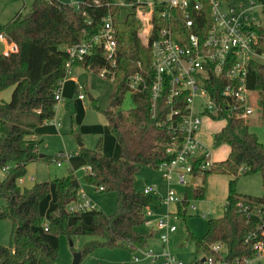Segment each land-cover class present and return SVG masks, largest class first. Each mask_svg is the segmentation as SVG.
I'll use <instances>...</instances> for the list:
<instances>
[{
  "label": "trees",
  "instance_id": "obj_1",
  "mask_svg": "<svg viewBox=\"0 0 264 264\" xmlns=\"http://www.w3.org/2000/svg\"><path fill=\"white\" fill-rule=\"evenodd\" d=\"M257 1L264 3V0ZM107 17L115 29L117 54L114 66H108L96 46L75 65L93 72L109 68L112 77L110 80L107 75L106 80L112 87L107 107L99 109L93 98L90 106L103 115L107 129L119 147V155L113 158L102 153L100 139L93 148L80 146L78 155L85 164L83 182L94 192H113L115 207L112 213L96 208L90 216V227L84 228L79 213L66 210L78 190L71 173L55 176L51 181L34 182L29 188L20 187L17 180L25 175L29 162L45 158L51 161L55 157L39 156L40 140L33 137V130L54 116V91L66 76L67 56L63 47L96 34ZM137 27L132 8L116 6L113 0H82L77 4L32 0L28 12L22 15L17 12L7 22H0V36L5 42L16 45L14 52L0 50V92L11 89L9 100H0V172H3L0 219H8L11 223L9 243L0 245V264H57L58 247L49 246L37 231L43 223L38 202L48 194L50 185L53 206L46 215L44 230L54 236H64L69 242L72 237H94L80 247L81 258L97 248L123 249L130 253L145 247L153 237V229L142 233L138 227L146 223L144 209L155 207L158 198L134 187L135 174L140 166L157 169L159 164L171 159L172 155L165 150L171 134L157 125L167 111L165 103L160 99L152 105L147 92L129 95L131 106L120 109L126 92V78L135 70V62L143 68L149 64V50L141 44ZM252 30L263 39L260 43L264 46V23ZM246 84L256 93L257 106L264 114L263 65L255 61L249 63ZM222 117L224 124L213 134L212 143L214 146L225 143L229 147L227 157L203 169L200 168L203 155L194 157L193 171L200 169L202 180L200 184L184 186L182 201L175 205L177 217L185 223L188 203L203 197L205 175L227 174L231 177L222 215L207 218L200 237L187 230L195 250L202 254L191 264H201L207 256L212 257L213 264H231L235 259L252 256L251 245L243 239L255 222L244 217L240 205L264 202V145L245 121L233 115ZM76 138L79 140L78 135ZM254 173L260 176L261 196L237 193V176ZM213 244L223 246L222 257L219 252L211 251Z\"/></svg>",
  "mask_w": 264,
  "mask_h": 264
},
{
  "label": "built area",
  "instance_id": "obj_2",
  "mask_svg": "<svg viewBox=\"0 0 264 264\" xmlns=\"http://www.w3.org/2000/svg\"><path fill=\"white\" fill-rule=\"evenodd\" d=\"M116 6L131 7L138 21L137 36L148 48L150 59L146 68L135 62V70L126 78L128 95L147 92L154 105L163 100L167 111L157 125L171 134L166 152L172 157L158 165L165 190L158 201L162 205L179 204L184 186L200 184L202 171H193L192 160L203 155L200 168H208L212 162L208 152L200 145L196 134L201 119H224L233 115L245 121L253 112L256 98L247 87V71L251 61L264 66V46L252 30L261 25L257 13L264 17V3L257 0H113ZM1 52H14L16 45L7 43L0 36ZM93 46L99 48L113 67L117 54L115 29L110 17L102 20L96 34L73 45L63 47L67 61L65 74L68 75L76 62L83 60ZM100 77L111 80L109 68L97 71ZM66 77V76H65ZM64 77V78H65ZM63 78V79H64ZM62 80L54 91L53 98L60 101ZM77 99H84L83 86L76 85ZM214 92V95L211 94ZM58 128L59 123L46 121ZM45 122V123H46ZM67 154L60 152L54 157L56 166ZM57 158V161L55 159ZM87 169V168H86ZM240 170V169H239ZM21 178L17 180L19 183ZM141 191L150 194L153 185H143ZM196 211L193 201L187 208ZM66 210L79 213L96 210L95 204L81 190L76 198L67 204ZM240 211L246 219H253L254 227L246 233L243 242L251 245L252 256L235 259L231 264H264V202L244 203ZM150 208L143 215L146 224L152 216ZM177 217L176 213H168ZM167 215L155 219L153 229L158 233L160 249L143 247L130 252V259L138 260V254L158 264H182L164 247L175 226L167 221ZM211 251L224 249L219 244L210 246ZM205 264H213L211 256L204 257Z\"/></svg>",
  "mask_w": 264,
  "mask_h": 264
},
{
  "label": "rangeland",
  "instance_id": "obj_3",
  "mask_svg": "<svg viewBox=\"0 0 264 264\" xmlns=\"http://www.w3.org/2000/svg\"><path fill=\"white\" fill-rule=\"evenodd\" d=\"M31 1L32 0H0V22H7L9 19L14 17L17 11L20 15L28 12L30 10ZM60 1L63 3L77 4L82 0ZM256 13L257 20L260 23H264V17H261L258 12ZM1 49L2 45H0V50ZM70 75L74 77L75 80L73 81H75L76 84L85 86L89 90L84 91L83 100H78L74 96V94H72L70 96V99L66 102L65 108L57 109V117H55V120L59 123V126L57 128L59 131V135L56 134V132H53L52 135L40 136L39 138L40 140H42V142L38 146L39 154L42 153L45 156L54 157L57 155V153L68 152L67 159L69 160L67 164H69L71 170L73 171L72 175L74 177V183H76L77 188L81 189L89 197V199L95 204L98 210H101L104 213H112L115 207V194L113 192L96 193L92 190L91 187L83 183L82 172L84 168V162L78 155L79 144L83 147L92 148L99 138H101L102 141V137L99 135L102 132H105V134L113 140L115 145L113 136L107 131L103 115L91 108L90 100L87 96V94H89L93 97V99L95 100L94 104L99 109H106L109 93L112 87L111 82L100 77L97 72L87 71L82 68H72L70 70V73L66 75L64 79H68ZM68 85L69 84L64 85V87ZM10 91L11 89L9 88L2 90L0 92V97L7 96ZM250 95L252 96V98H256V93L254 91L251 92ZM129 98V95L125 93L122 104L120 105V109H127L129 106H131ZM1 99L3 98L1 97L0 100ZM8 100L9 97L4 101ZM58 103H60V101ZM206 118L208 122H210L209 125L212 124L211 126H214L212 128H216L219 125L222 126L223 124L222 119H210L208 117ZM204 120L206 119H203V121ZM245 122L249 124L248 126L250 131L257 134L256 136H258V140L264 145V114L260 112L257 103L253 107L252 114L248 116L247 119H245ZM205 126H207V124ZM76 135L79 136V140H77ZM67 159H63L62 165L59 167L55 165L52 159L51 161H49L47 160V158L36 162H29L27 165H34L33 172L28 173L26 171L25 175L23 176V182L20 183L19 186L30 187L33 181H51L54 174L56 176L64 175V173L67 172L66 162L64 161H66ZM55 161H57V158L55 159ZM2 175L3 172H0V178L2 177ZM29 176H31L32 179L28 178ZM250 177H252L251 180H253V182L254 180L256 181V186H235V191L237 193H243L242 191L252 188L253 191H255L256 196H261L262 189L259 174L254 173L250 175H238L236 181L239 180L242 184H245L246 182L250 184ZM160 180H162L161 173L158 170L152 169L148 166H140L135 174L134 186L138 188V190H140L142 185H156L155 187L157 189V186H163V183ZM52 195L53 190L52 186L50 185L49 192L44 197L45 201L40 204V209L38 208L39 215L43 220V223L40 226L41 231H44L43 228L46 218L45 215L49 205L48 201H46V198H49L50 200L52 198ZM2 203L3 201L0 199V206ZM193 204L196 207L197 201H193ZM40 205L38 202V206ZM165 206L166 205H161V207L156 212L153 210V208H150L153 214L155 216L157 215L155 219L167 215L168 223L175 226V231L169 234L164 247L177 260L181 261L182 264H191L192 262L199 260L202 257V254L195 250L193 242L187 237V230L191 232L193 236L200 237L204 231V222L207 218L210 217H205L198 214L197 211L186 209V220L184 223L181 218H175L173 215H169V212L165 211ZM91 213L92 211L90 210L79 212V218L82 227H90ZM152 228L153 227L151 223L148 222L147 224L144 223L143 225L138 227V231L146 233L148 230H152ZM10 233V221L8 219H0V245H7L9 243ZM41 234L45 239L48 240L49 244L56 245L58 247V257L56 261L57 264H71L72 254L78 252L85 241L94 238H87L85 236L72 237L70 239L71 244H69V240L64 236H54L45 231ZM156 239L158 240L157 232ZM158 244V249H160L159 241ZM146 247L151 246L147 244ZM152 249L158 250L157 248L153 247ZM218 252L220 257L224 255V249H220ZM137 256L138 260L137 262H134L130 259V254L125 250L123 251L119 249L110 250L106 248H97L81 258L78 264H158L156 261H150L149 259L142 258L139 254ZM201 264L205 263L201 262ZM216 264L219 263L217 262Z\"/></svg>",
  "mask_w": 264,
  "mask_h": 264
},
{
  "label": "crops",
  "instance_id": "obj_4",
  "mask_svg": "<svg viewBox=\"0 0 264 264\" xmlns=\"http://www.w3.org/2000/svg\"><path fill=\"white\" fill-rule=\"evenodd\" d=\"M18 12V11H17ZM1 45V44H0ZM76 68H81L78 66H74ZM72 67V68H74ZM71 68V69H72ZM83 69V68H82ZM86 70V69H84ZM88 71V70H87ZM75 80L73 76H69L68 79H63L62 83H61V87H60V103H56V105L54 106V116L52 117V120L54 122H56L55 117H57V109L58 108H65V104L66 102L70 99V96L72 94H74V96L76 97L77 95V90H76V82L73 81ZM69 81V82H68ZM68 86L64 87V85ZM10 89V88H9ZM83 90L87 91L89 90L88 88H86L85 86H83ZM11 93V91H10ZM10 93L8 94L7 92V96H1L3 99L1 100H7L8 97H10ZM2 95V94H1ZM87 96H90L89 94H87ZM0 97V98H1ZM77 98V97H76ZM93 97L90 96V99H92ZM79 100V99H78ZM83 100V99H82ZM58 106V107H57ZM203 119H206L203 121ZM106 123V121H105ZM207 124V126H205ZM210 122H208L206 117H203L201 119V125L200 128L196 134V138L198 140V142L200 143V145L208 152V156H209V160L210 162H219L224 160L229 152V147L225 144V143H221L217 146H214L212 143V136L215 132H217L218 130H220V128L223 126H218L216 128H212L214 126L209 125ZM209 125V126H208ZM249 125V124H248ZM49 127V128H48ZM107 128V126H106ZM54 129V130H53ZM108 131V129H107ZM34 138L40 140V136L42 135H52L53 132H56V134L59 135V131L58 129L51 123H43L42 125L37 126L34 130ZM109 132V131H108ZM102 137V141H101V152L113 157V158H117L119 155V147L115 141V145L112 139H110L105 132H102L99 134ZM210 135V136H209ZM257 135V134H256ZM258 137V136H257ZM42 139V138H41ZM101 140V138H99ZM42 142V140H40V143ZM82 146L79 144V147ZM94 147V146H93ZM92 147V148H93ZM87 148V147H86ZM39 153V150H38ZM64 153V152H63ZM68 155V152L66 153ZM39 156H45L44 154L40 153ZM68 157V156H67ZM69 159H67L66 161V170L67 172L64 173L65 174H73V171L71 170V167L69 166V164H67ZM54 162V161H53ZM62 162L60 163L59 166L62 165ZM84 162V161H83ZM55 163V162H54ZM85 165V164H84ZM57 166V167H59ZM26 171L28 173H32L33 169H34V165H26L25 167ZM54 177L56 176L55 174L53 175ZM52 176V178H53ZM28 178H31V176H29ZM230 176L229 175H225V174H207L205 175L204 179H203V186H204V190H203V197L201 200L197 201V206L195 207V210L197 211L198 214L202 215V216H209L210 218H217L220 217L222 215L223 212V206H224V201H225V197L227 194V185H228V181L230 180ZM248 178V177H247ZM250 180L252 179V177L249 178ZM28 180V179H27ZM202 180V179H201ZM29 181V180H28ZM163 184V186L158 187L157 189L155 187V191L151 192L150 194L152 196H155L157 198H159L160 196L163 195L164 190H165V184L163 182V180H160ZM23 182V177H21V180L19 183H17L18 185L20 183ZM35 181H33L34 183ZM32 183V184H33ZM84 183V182H83ZM73 184L76 186V183H74V177H73ZM86 185V184H85ZM28 186V185H27ZM32 186V185H31ZM156 186V185H155ZM235 186H256V181L251 180L250 184H248L247 182L245 184H242L239 180L236 181ZM77 187V186H76ZM135 187V186H134ZM143 187V185H142ZM141 187V188H142ZM25 188H29V187H25ZM136 188V187H135ZM138 189V188H136ZM140 189V188H139ZM141 190V189H140ZM243 193H239V194H243V195H250V196H256L255 191H253L252 188L247 189L242 191ZM97 193V192H96ZM48 197V196H47ZM45 201V198H42L41 201H39V205ZM46 201H48L49 205L47 208V213L51 210L52 206H53V195L52 198L49 200V198H46ZM162 204L159 203V201L156 203V206L153 207V210L156 212ZM195 206V205H194ZM41 205L38 206V208L40 209ZM152 208V207H151ZM176 210V206L173 204H168L165 206V211L169 212L171 214L175 213ZM153 213V212H152ZM45 215V216H46ZM91 216V215H90ZM157 217V215L155 216L154 214H152V216L149 218V223H153V221L155 220V218ZM44 229V228H43ZM148 229V227H147ZM153 229V228H152ZM38 234L40 235V237L49 245V246H55V245H51L48 243V240L45 239L41 233H43L40 230V227L37 228ZM154 233H153V237L152 239H150L148 241L147 244H149L151 247L153 248H157L159 247L158 244V240L156 239V231L153 229ZM44 235V234H43ZM49 239V238H48ZM71 244V243H70ZM115 250V249H114ZM119 250H123V249H119ZM124 251V250H123ZM126 251V250H125ZM127 252V251H126ZM57 263V262H56Z\"/></svg>",
  "mask_w": 264,
  "mask_h": 264
},
{
  "label": "water",
  "instance_id": "obj_5",
  "mask_svg": "<svg viewBox=\"0 0 264 264\" xmlns=\"http://www.w3.org/2000/svg\"><path fill=\"white\" fill-rule=\"evenodd\" d=\"M88 99L90 100V96H88ZM40 155V154H39ZM193 183L192 178L190 179V184ZM70 244V242H69ZM81 259L80 253L79 252H75L72 254V260H71V264H78L79 261Z\"/></svg>",
  "mask_w": 264,
  "mask_h": 264
}]
</instances>
